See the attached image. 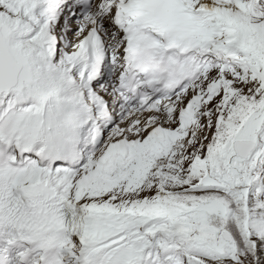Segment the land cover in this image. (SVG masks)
Instances as JSON below:
<instances>
[{
    "label": "snow or ice",
    "instance_id": "snow-or-ice-1",
    "mask_svg": "<svg viewBox=\"0 0 264 264\" xmlns=\"http://www.w3.org/2000/svg\"><path fill=\"white\" fill-rule=\"evenodd\" d=\"M0 264H264V0H0Z\"/></svg>",
    "mask_w": 264,
    "mask_h": 264
}]
</instances>
